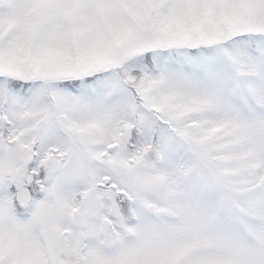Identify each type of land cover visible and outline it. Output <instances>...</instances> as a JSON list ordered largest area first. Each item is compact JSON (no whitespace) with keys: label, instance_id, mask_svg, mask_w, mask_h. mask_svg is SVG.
Returning a JSON list of instances; mask_svg holds the SVG:
<instances>
[{"label":"snow or ice","instance_id":"snow-or-ice-1","mask_svg":"<svg viewBox=\"0 0 264 264\" xmlns=\"http://www.w3.org/2000/svg\"><path fill=\"white\" fill-rule=\"evenodd\" d=\"M0 264H264V0H0Z\"/></svg>","mask_w":264,"mask_h":264}]
</instances>
